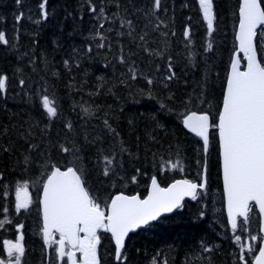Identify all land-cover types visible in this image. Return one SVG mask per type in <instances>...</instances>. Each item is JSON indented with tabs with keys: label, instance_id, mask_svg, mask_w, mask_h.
Segmentation results:
<instances>
[{
	"label": "trees",
	"instance_id": "obj_1",
	"mask_svg": "<svg viewBox=\"0 0 264 264\" xmlns=\"http://www.w3.org/2000/svg\"><path fill=\"white\" fill-rule=\"evenodd\" d=\"M153 3L0 0V32L8 40L0 43V75L7 76L6 91L0 94V220L11 221L0 228V259L6 257L3 241H15L22 232V264H46L39 199L53 164L82 167L87 188L102 205L119 193L145 196L154 175L162 186L178 179L201 182L207 164L206 190L130 236L123 261L116 262L111 236L102 230L101 264H152L153 258L158 264L165 259L167 264H245L241 244L252 264L260 243L259 214L253 207L246 230L233 233L225 212L216 130L205 155L202 140L182 123L191 111L207 112L215 123L237 47L240 0H213L211 35L199 0H161L155 15ZM258 51L264 63V31ZM169 62L175 73L171 80L166 79ZM44 96L54 102L57 116L48 117ZM61 145L79 157L75 165L69 164L73 153L62 152ZM113 154L114 172L104 176L103 157ZM177 161L183 171L170 167ZM25 182L33 203L17 213L16 187ZM251 235L258 237L256 242Z\"/></svg>",
	"mask_w": 264,
	"mask_h": 264
},
{
	"label": "snow or ice",
	"instance_id": "obj_2",
	"mask_svg": "<svg viewBox=\"0 0 264 264\" xmlns=\"http://www.w3.org/2000/svg\"><path fill=\"white\" fill-rule=\"evenodd\" d=\"M19 3V0H17ZM203 18L207 21V31L211 35L214 31L213 0H199ZM161 0H154L153 15L159 10ZM44 7L43 4L40 5ZM96 11L95 8L92 9ZM103 15V8L100 9ZM19 19V17H17ZM131 28V21H127ZM161 23H163L161 21ZM103 28V25H100ZM158 27V26H157ZM264 27V7L260 0H242L239 6V24L236 40L238 49L235 58L230 63V71L226 78L223 90L222 104L216 115L215 123L212 122L209 113L196 111L184 115L183 126L191 133L199 137L203 143V150L209 149V131L215 129L219 139V149L222 158V173L224 194L227 200L228 222L233 233L238 227L241 231L246 230L250 222V213L254 206H258L259 214L264 216V63L258 59L257 44L254 43L258 35V28ZM131 34V33H129ZM163 35L167 36V33ZM175 35V33H173ZM186 39L189 32H184ZM141 40L144 39L142 36ZM0 43L7 44L8 40L3 32H0ZM103 47V44L98 45ZM212 44H208V49ZM147 50V49H146ZM246 61V67L241 70L242 58ZM135 79V69L130 68ZM169 75L166 79L171 80L175 73L172 71L171 62L168 65ZM7 76L0 75V94L6 91ZM23 83V81H21ZM152 83L151 80L148 81ZM42 106L49 118L57 116L54 102L44 96ZM87 112V109H84ZM110 131L115 132L108 125ZM71 128V125H68ZM118 135V134H117ZM64 153H73L70 165H75L79 157L72 149L61 145ZM124 151V149H121ZM115 154L104 156L103 175L109 176L114 172ZM172 169L179 168L183 171L180 161L170 165ZM206 171V167H205ZM140 170L137 169V174ZM85 172L82 167L68 166L65 170L55 164L47 174L42 184V212H43V240L46 245H56L54 251L59 260L67 257L68 264H78L77 253L82 259L79 264H101L98 255V246L101 243L99 230L111 234L115 243V259H125V241L130 233L160 220L164 214L172 213L183 207L185 197L197 198L198 190L205 187V183L197 184L187 179L175 180L166 187L161 186L157 176L150 180V190L146 197L140 195L116 194L105 201L93 196L86 186ZM0 179H3L0 174ZM123 179V177H121ZM131 183H137V175H133ZM27 182L18 184L15 192V211H28L33 203L28 191ZM8 209L4 208V212ZM238 218H243L239 221ZM11 221L0 220V228ZM17 231L23 225H17ZM264 232V227L261 228ZM58 234V239L55 238ZM251 241L258 237L251 235ZM261 246L259 254L255 256V264H264V237L259 238ZM241 235H235V242L240 244ZM24 235L22 232L15 241L5 239L3 247L7 258L0 259V264H22L25 255ZM241 261L245 260L244 245H240ZM205 251L210 249L205 248ZM248 253H253L251 244L247 245ZM152 264H158L153 258ZM163 264H167L166 259Z\"/></svg>",
	"mask_w": 264,
	"mask_h": 264
},
{
	"label": "water",
	"instance_id": "obj_3",
	"mask_svg": "<svg viewBox=\"0 0 264 264\" xmlns=\"http://www.w3.org/2000/svg\"><path fill=\"white\" fill-rule=\"evenodd\" d=\"M241 2H242V0H241ZM260 3H261V0H260ZM261 5H262V4H261ZM262 7H263V6H262ZM259 30H260V28H258L257 31H259ZM237 32H238V30H237ZM256 40H257V37H256V39L254 40V43H256ZM236 42H237V49H238V46H239V45H238V41L236 40ZM256 44H257V43H256ZM240 56H241V58H242L241 70H244L245 67H246V61L243 60V54H242V53L240 54ZM234 58H235V54H234L233 59H234ZM258 59H260L259 54H258ZM243 61L245 62V66H244ZM229 71H230V69H229ZM210 117H211V116H210ZM211 120H212V119H211ZM185 129H186V128H185ZM186 131L189 132L190 134H192V135L195 136V134L191 133L188 129H186ZM211 131H212V129H210V131H209V140H210V134H211ZM198 138H199V137H198ZM209 144H210V143H209ZM220 160H221V173H222V158H221V155H220ZM62 171H63V170H62ZM206 172H207V170L205 171V168H204L203 178H202V182H201V183H205V178H206L205 187L199 189L198 192H199V191H203V190H205L206 187H207V176H206ZM196 183H197V182H196ZM222 183H223V173H222ZM197 184H199V183H197ZM223 189H224V186H223ZM149 190H150V186H149ZM149 190H148V191H149ZM147 194H148V193H147ZM125 195H126V194H125ZM138 195H139V194H138ZM145 197H146V196H145ZM224 197H225V210H226V215H227V200H226V196H225V194H224ZM141 198H142V197H141ZM191 199H192L191 197H185V198H184V201L182 202V204L184 205V203H185L186 201L191 200ZM41 200H42V198H41ZM40 205H41V213H42V220H43L42 204L40 203ZM256 209H257V211H258V213H259V208H258V206H256ZM177 210H178V209L174 210L172 213H169V214H164V216L161 217L160 220L163 219V218H166V217H169V216L173 215ZM259 215H260V214H259ZM227 219H228V215H227ZM242 219H243V218H238V224H239V221L242 220ZM154 223H156V222H153L152 224H154ZM228 223H229V222H228ZM152 224H151V225H152ZM229 226H230V224H229ZM146 227H148V226H146ZM146 227L137 230L135 233H130V234H129V237L132 236V235H134V234H137L138 232H140L141 230L145 229ZM230 227H231V226H230ZM262 227H264V216H261V215H260V232H261L262 237H264V232L261 231V228H262ZM99 232H100V230H99ZM99 232H98V234H99ZM109 234H110V233H109ZM110 236H111V234H110ZM129 237L126 238V241H125V247H126V243H127L128 239H129ZM112 241H113V244H114V246H115L114 240H112ZM258 254H259V253H258ZM258 254H257V255H258ZM253 264H255V260H254Z\"/></svg>",
	"mask_w": 264,
	"mask_h": 264
},
{
	"label": "rangeland",
	"instance_id": "obj_4",
	"mask_svg": "<svg viewBox=\"0 0 264 264\" xmlns=\"http://www.w3.org/2000/svg\"><path fill=\"white\" fill-rule=\"evenodd\" d=\"M28 191H29V190H28ZM29 195L31 196L30 192H29ZM56 239H57V238H56ZM256 241H257V240H256ZM256 241H255V242H256ZM54 246L56 247V245H53V247H54ZM78 255L80 256V253H77V259H78ZM6 256H7V255H6ZM56 257H57V254H56ZM6 258H7V257H6ZM6 258H5V259H6ZM57 259H58V258H57ZM64 259L67 260V257H65ZM60 261H63V260H60Z\"/></svg>",
	"mask_w": 264,
	"mask_h": 264
},
{
	"label": "flooded vegetation",
	"instance_id": "obj_5",
	"mask_svg": "<svg viewBox=\"0 0 264 264\" xmlns=\"http://www.w3.org/2000/svg\"><path fill=\"white\" fill-rule=\"evenodd\" d=\"M82 259V257H80V259L79 260H81ZM79 264V263H78Z\"/></svg>",
	"mask_w": 264,
	"mask_h": 264
}]
</instances>
